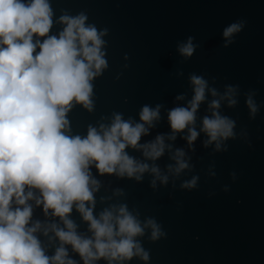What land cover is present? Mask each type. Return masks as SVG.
Returning a JSON list of instances; mask_svg holds the SVG:
<instances>
[{"label":"clouds","instance_id":"9594fccd","mask_svg":"<svg viewBox=\"0 0 264 264\" xmlns=\"http://www.w3.org/2000/svg\"><path fill=\"white\" fill-rule=\"evenodd\" d=\"M244 26L239 20L225 27L222 47L234 43ZM107 35L84 11L62 10L57 18L51 0H0V264H149L143 238L164 239L162 224L154 216L141 218L123 188L99 178L140 184L147 176L153 192L169 185L175 190L177 181L180 190L192 191L200 176L181 178L194 172L195 142L203 136L202 147L216 155L247 136L222 111L237 107L240 86L221 90L215 78L210 83L195 72L187 77L190 96L176 95L172 108L144 104L136 119L113 111L88 124L84 134L74 133L73 109L95 111L94 81L108 68ZM194 41L189 36L177 43L183 61L199 47ZM256 95L243 93L250 121L262 106ZM162 112L169 131L141 142ZM178 137L184 147L176 146ZM165 155L169 162L161 167L157 162ZM206 174L216 177L214 165ZM230 177L235 180V172Z\"/></svg>","mask_w":264,"mask_h":264},{"label":"water","instance_id":"95a60500","mask_svg":"<svg viewBox=\"0 0 264 264\" xmlns=\"http://www.w3.org/2000/svg\"><path fill=\"white\" fill-rule=\"evenodd\" d=\"M58 18L62 10L84 11L88 22L107 28L108 68L95 84V111L74 108L69 114L74 133L84 134L88 124L113 111L125 118H138L142 105L161 103L174 106V98L188 92L190 73L204 75L216 87L238 84L240 102L222 111L237 121L236 131L247 136L228 142V151L210 155L211 149L195 142V165L190 175L200 176L197 189L180 190L171 185L153 192L149 177L133 181L101 177L112 188H123L129 208L144 216H154L167 233L164 239L143 246L150 251L149 264H264V0H51ZM242 20L243 30L234 43L222 47L223 29ZM53 32L58 28L52 29ZM195 37L199 44L194 55L183 61L176 52L178 42ZM177 71L184 75L176 77ZM256 91L261 109L248 119L243 93ZM202 105L200 115H204ZM151 134L167 133L166 115ZM177 147L185 142L179 137ZM139 156V153H131ZM165 155L157 163H168ZM214 165L215 178L207 169ZM95 172V169H93ZM235 172L232 180L230 173ZM227 186L229 191H222ZM214 193V195H209ZM103 191L98 194L102 195ZM101 206L97 205V211ZM35 216L42 218L40 209ZM73 217H78L73 213ZM85 226H81L84 230ZM130 264H140L133 260Z\"/></svg>","mask_w":264,"mask_h":264}]
</instances>
